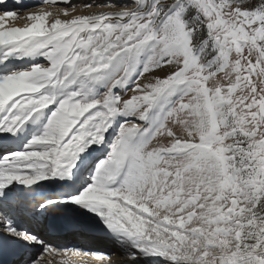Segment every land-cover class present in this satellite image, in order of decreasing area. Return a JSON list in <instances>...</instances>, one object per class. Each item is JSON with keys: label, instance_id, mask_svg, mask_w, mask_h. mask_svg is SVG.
<instances>
[{"label": "snow or ice", "instance_id": "snow-or-ice-1", "mask_svg": "<svg viewBox=\"0 0 264 264\" xmlns=\"http://www.w3.org/2000/svg\"><path fill=\"white\" fill-rule=\"evenodd\" d=\"M0 5V244L113 264L24 227L39 209L128 264H264V0Z\"/></svg>", "mask_w": 264, "mask_h": 264}, {"label": "bare ground", "instance_id": "bare-ground-1", "mask_svg": "<svg viewBox=\"0 0 264 264\" xmlns=\"http://www.w3.org/2000/svg\"><path fill=\"white\" fill-rule=\"evenodd\" d=\"M41 1L44 2V0H6V6L8 10H15L21 16H24L27 13L26 11H28V9L26 8ZM4 8L5 5H0V10H3ZM58 11L61 10H56V12ZM22 23H24L23 20L16 21V24H22ZM39 233L42 238H44L47 241H51L54 244L61 243L63 241L69 240L70 238L77 237L78 240L81 241V246L79 248L83 250H87L90 253L110 254L113 264H128V259L126 258L125 254L122 252L120 246L114 240L106 236L104 238H100L99 236L88 234L81 229L59 235L60 233L58 234L52 233L51 231L48 230L47 227L40 229ZM56 237L57 238L59 237L60 240L59 242L55 243L54 238ZM33 246L39 249L38 245H33ZM24 258L25 257L22 256L18 260H13L11 264H25L28 258L26 260ZM71 259H72V264H104L103 261L91 255L87 257L74 256Z\"/></svg>", "mask_w": 264, "mask_h": 264}, {"label": "rangeland", "instance_id": "rangeland-1", "mask_svg": "<svg viewBox=\"0 0 264 264\" xmlns=\"http://www.w3.org/2000/svg\"><path fill=\"white\" fill-rule=\"evenodd\" d=\"M93 0H71V4H65V3H55V4H48V3H44V2H39L36 4H33L31 6H29L28 11H38L41 7L45 8V9H50L53 12H56V10H63L65 8H68L69 11L71 12L72 10V6L74 5L76 8V11L74 14H87L90 11H97L99 10L96 7L90 8V9H85L83 8V5L86 3H92ZM97 2H102V0H97ZM49 7V8H46ZM59 12V11H58ZM16 23V21H15Z\"/></svg>", "mask_w": 264, "mask_h": 264}]
</instances>
